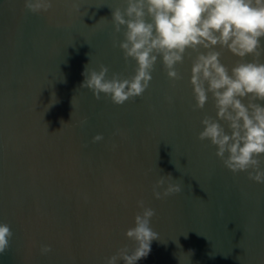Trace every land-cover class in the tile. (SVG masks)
<instances>
[{"label": "water", "instance_id": "water-1", "mask_svg": "<svg viewBox=\"0 0 264 264\" xmlns=\"http://www.w3.org/2000/svg\"><path fill=\"white\" fill-rule=\"evenodd\" d=\"M70 6L53 0L33 14L24 0H0V223L13 232L0 264H107L135 247L125 232L141 199L156 212L150 226L160 239L137 264H264V183L234 175L210 141L197 139L201 120L216 118L211 93L193 110L197 53L188 49L176 65L175 87L158 58L142 96L97 101L80 88L86 66L106 65L109 78L134 75L136 62L113 47L124 28L114 33L112 9L126 0H80L71 15ZM215 50L229 72L241 59ZM97 134L104 139L93 143ZM168 173L183 190L157 200L152 186ZM41 245L51 252L41 255Z\"/></svg>", "mask_w": 264, "mask_h": 264}, {"label": "clouds", "instance_id": "clouds-1", "mask_svg": "<svg viewBox=\"0 0 264 264\" xmlns=\"http://www.w3.org/2000/svg\"><path fill=\"white\" fill-rule=\"evenodd\" d=\"M52 6L53 0H24V9L33 14L46 13ZM80 10V0H71L69 14ZM111 22L114 33L124 28L123 40L114 37L113 47L122 50L126 63L129 58L136 62L134 75L125 78L113 73L109 78L106 65L99 64L98 70L86 66L80 88L90 90L97 101L104 94L114 104L123 105L142 96L149 87L158 58H162L171 86L175 87V82L182 79L176 65L184 62L186 51L191 49L197 53L190 77L196 101L193 110L204 108L209 93L216 109V118L205 116L201 120L202 131L197 139L210 141L217 149L216 156L234 175L247 172L249 180L264 183V106L257 103L264 101V63L260 60L264 56V0H126L123 10L112 9ZM217 46L241 58L231 72L221 63ZM201 48L206 51L201 52ZM248 55L253 58L251 62L243 60ZM165 99L172 103L171 96ZM71 104L73 107V98ZM219 121L227 125L228 131ZM80 123L86 124L87 118ZM61 124L65 125L63 121ZM103 139L97 134L92 142ZM116 147L112 145L113 150ZM182 190L183 181L168 173L155 181L152 195L161 200ZM137 207L141 211L134 217V226L125 232L135 247L119 248L107 258V264L120 260L137 264L150 253L151 242L160 239L150 226L155 210L143 199L137 201ZM12 237L10 226L0 223V255L9 249ZM51 250L50 245L39 248L41 255Z\"/></svg>", "mask_w": 264, "mask_h": 264}]
</instances>
